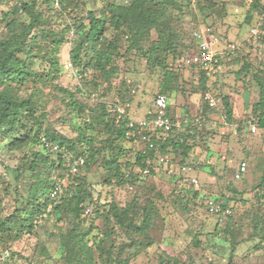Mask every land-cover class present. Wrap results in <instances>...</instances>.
I'll return each mask as SVG.
<instances>
[{
  "label": "rangeland",
  "instance_id": "374dc122",
  "mask_svg": "<svg viewBox=\"0 0 264 264\" xmlns=\"http://www.w3.org/2000/svg\"><path fill=\"white\" fill-rule=\"evenodd\" d=\"M15 1L0 0V19ZM129 1L63 0L64 8L61 11L49 12L47 29L53 35L48 40L55 35H62L65 39L59 52L61 73L55 79L44 82L29 80L16 89L22 98L33 96L38 106L37 116L41 112L46 113L45 119L41 120L42 130H55L69 139H75L78 126L83 128L84 119L95 111L111 109L117 103L128 110L133 101L138 103L134 108H139L144 113L143 117L151 109V102L160 91L162 70L158 65L148 64L135 49L126 53L124 33L112 27H108L104 33L108 39L117 40L121 53L115 59L118 73L111 78L109 91L106 83L97 78V73L89 70L80 75L69 61V50L78 36L75 30L78 23L87 24V11H101L107 2L127 4ZM213 1L215 6L207 16L199 14L193 5L194 8L184 5L185 12L177 14L179 20L172 25L178 31L177 50L175 55L168 54L165 59L167 68L176 77L177 85L173 93L167 94L170 114L174 121H187L189 126L173 130L169 137L177 140V135L183 130L189 134L187 139L191 147L187 158L180 161L179 151L175 153L170 145L165 155L169 158V164H173V172L169 173L168 167L162 165L158 173L144 177L135 185H114L112 188L104 182L108 170L105 161L112 159L115 153H111L102 143L107 135L101 132V126H95V140L89 145L94 160L81 170V175L93 189V197L100 199V215L95 217L94 214L97 232L104 231L105 227L108 229L105 217L109 201L123 207L135 197L138 206L154 205L147 235L134 236L137 241H142V245H130L131 239L118 226L111 233L108 246L112 244L116 248L123 245L122 252L118 255L114 253V257L126 259V264H264V207L255 196L256 186L264 173V133L248 134L244 127V119L258 98L252 73L264 68V20L258 25L264 0H258L260 6L251 12L250 18L247 17V10L253 0ZM38 6L44 8V0H38ZM53 7L58 10L59 4L54 3ZM253 26L258 29L256 35L249 32ZM5 33L2 21L0 38ZM156 36L152 31L149 41L156 39ZM201 40L207 42L217 56L216 72L207 83L220 99L222 95H228L234 107L231 122L226 120L221 106L212 110L204 108L205 90L201 89L200 68L195 62L200 54ZM148 44V41H144V48ZM232 44L235 48L228 51L227 45ZM245 63L250 64L249 70L237 76L235 73ZM31 66L40 72L47 64L39 57H31ZM81 76L90 84L88 90L84 88L79 93L77 89L83 80ZM94 79H97L96 86L91 83ZM55 86L73 91L84 106V112L66 107L67 98ZM19 134H23V131L3 134L0 142L4 137L10 140ZM40 135H44L42 131ZM117 144L124 151L118 159L120 162H133L135 155L143 149L138 141L124 140ZM45 148L49 159L56 160L58 150L46 145ZM28 151V148L8 150L7 147L0 150V249L8 246L14 251L9 261L0 264H25L26 258H34L35 264H62L58 232L71 227L68 218L53 211L37 229L18 238L12 222L7 220L14 209L26 201L30 172L23 171L16 176L15 169L23 165V156ZM240 161L246 162L247 171L241 179H234L233 173ZM183 165L190 168L187 173L181 171ZM56 176L58 169L52 173V180ZM191 177L196 179L195 184L190 183ZM188 189L196 191L197 196L186 202L181 195ZM210 196L218 197L225 205H233L232 214L220 221L207 212L203 203ZM88 205L91 212L93 205ZM256 215L259 217L256 218ZM108 224L109 227L114 226L113 221ZM194 238L198 241L197 245H194ZM41 245L46 251L42 254Z\"/></svg>",
  "mask_w": 264,
  "mask_h": 264
},
{
  "label": "trees",
  "instance_id": "16d2710c",
  "mask_svg": "<svg viewBox=\"0 0 264 264\" xmlns=\"http://www.w3.org/2000/svg\"><path fill=\"white\" fill-rule=\"evenodd\" d=\"M55 2L59 4L58 10L53 7ZM44 3L45 7L41 8L38 6V0H16L10 10L2 13L0 19V22L4 21L6 29L5 35L0 38V136L15 134L18 130L23 131V134L10 140L8 137H4L0 142V150L5 147L8 150L24 148L30 150L23 156V165L17 166L15 169L16 176L21 175L23 171L30 172L26 201L22 206L16 207L7 220L12 222L16 238L27 236L37 229L40 224L34 225V220L39 217L50 202L48 192L54 180L51 175L58 169V176L64 179L62 196L60 202L52 207V210L42 221L46 220L53 211H57L71 221V227L63 231L60 229L58 232L59 256L62 264H126V259L119 256L114 257V253L115 255L121 253L124 246L118 245L116 248L112 244L108 246L111 233H114L115 226H118L131 239L130 245H142V241H137L134 236L147 235L146 232L152 224L151 213L154 205L150 203V206L146 204L138 206V199L135 197L123 207L118 206L114 201H109L105 217L108 221L106 223L108 229L105 227L104 231L97 232L94 214L95 217L100 215L98 207L100 199L93 197V189H90L85 177L81 175V171L72 176L66 172L64 163L69 155L78 156L84 149L87 152V159L83 168H87V164L93 162L94 156L90 152L89 145L95 140L94 132H96L95 126L97 125H100L101 132L107 135L102 143L111 153H115L112 159L105 161L108 170L104 182L112 188L114 185H135L143 180L146 176H140V170L144 167L146 159L153 156V151H139L133 162L118 161L124 151L117 143L124 140L134 141V139L126 137V120L117 119L114 105L111 109L95 111L85 118V126L83 128L78 126V135L75 139H69L55 130L41 129V120L45 119L46 113L41 112L37 116L38 106L33 96L22 98L16 89L29 80L44 82L55 79L61 73L59 52L65 39L62 35H55L48 40L49 36L53 34L47 29L46 18L51 10L58 13L64 8L63 0H44ZM185 4L195 6L199 14L206 16L211 14L215 6L213 0H130L127 4L107 2L101 11L88 10L87 24L78 23L77 30H75L78 36L74 39L68 53L71 66L80 75H84L89 70L97 73V78L106 83L109 91L110 80L118 73L115 59L121 55L117 40L108 39L104 35L108 27H112L115 31L125 34L126 53L135 49L146 59L148 64L158 65L161 68L163 77L160 91L157 94L167 97L169 108L167 94L173 93L177 89V85L175 84L176 77L167 68L165 59L168 54L175 55L177 50L178 31L172 25L179 20L176 15L185 12ZM259 6V1L253 0L248 7L247 17L250 18L251 12ZM191 8L194 7L191 6ZM262 11H264V6L261 7ZM66 28L68 29V27ZM152 31L157 36L156 39L149 41ZM144 41L149 43L145 48ZM31 57L41 58L47 67L40 72L36 71L31 66ZM249 67L250 64L245 63L235 74L239 76L241 73L247 72ZM212 75L208 76L204 70L200 69L201 89L213 92L207 83ZM81 79L83 80L77 89L79 93H82L81 90L84 88L88 90L87 86L90 84V81L85 80L83 76ZM252 79L258 88V98L252 103L250 113L246 117L253 115L256 118L258 129L256 132H248V134L264 133V68L252 73ZM95 80L97 79L91 81L94 86L97 85ZM55 89L63 93L64 98H67L66 107H71L80 113L84 112V106L80 104L73 91L57 86ZM218 106H221L224 111L226 120L233 121L234 107H232L228 95H222L221 103L216 107H209L204 102L205 109H217ZM169 115L172 118L170 111ZM150 116L151 114L147 117ZM180 128L174 127L168 132L161 152L166 154L167 148L171 145V149L175 153L179 151L180 161H182L187 158L191 147L187 139L189 134H185V130H183L177 135V140L169 137V133ZM40 131L51 144L57 146L56 160L49 159L45 144L40 141ZM65 152H68L67 155L64 154ZM112 180L114 181L112 182ZM262 186H264V173L256 187ZM195 196H197L196 191L188 189L181 195V199L187 202ZM255 196L264 207V194ZM214 198L219 201L218 197ZM86 203L93 206L90 207L91 212L85 215L84 209L89 206ZM203 206L207 211L205 202ZM224 206L226 205L224 204ZM258 217L259 215H256V218ZM110 221H113V227H109ZM1 228L5 229L3 225ZM193 242L194 245L198 244L195 238ZM5 248L10 249L8 246ZM5 248H1L0 253ZM40 252L41 254L46 252L43 245L40 246ZM13 254L14 251L10 249L8 259L0 260V262L9 261ZM33 259L26 258L25 264H35L36 261Z\"/></svg>",
  "mask_w": 264,
  "mask_h": 264
},
{
  "label": "built area",
  "instance_id": "2783aa9c",
  "mask_svg": "<svg viewBox=\"0 0 264 264\" xmlns=\"http://www.w3.org/2000/svg\"><path fill=\"white\" fill-rule=\"evenodd\" d=\"M58 4L57 2H55ZM264 20V11L262 12V18L259 19L258 25H260ZM250 35H256L258 29L253 26L249 30ZM201 35H198L200 37ZM228 48V49H227ZM230 48V49H229ZM235 48L234 45H227L226 49L230 51ZM199 56L196 58L195 62L198 64L199 68L204 70L208 76L216 72L218 59L216 54L211 50L207 42L201 40L199 42ZM135 93V90L131 91ZM203 100L209 107H216L221 103V99L211 91H205L203 93ZM152 112L151 116H144L142 118L133 119L127 116L125 109L119 103L114 105V109L117 113V119H125V135L128 138H133L134 141L142 143V151H153V156L148 157L145 161L144 167L140 170V176H148L150 174H156L160 170V166L168 167L167 171L169 173L173 172V164H169V158L161 152V147L165 144L167 139V134L174 127L179 128L182 126H188L187 121L179 122L174 121L169 115L168 101L167 97L163 94H157L151 102ZM244 127L248 132H256L258 129L256 118L252 115L244 119ZM41 143L48 146L50 149L56 150L57 146L51 144L45 136H40ZM87 152L84 149L82 154L78 156L69 155L64 163L66 172L72 176L77 175L81 169L86 164ZM181 171L187 173L190 168L186 165L180 167ZM247 171V164L245 161H240L233 173L235 179H240ZM127 176V175H126ZM191 184L196 183V179L191 177ZM64 184V179L61 177H55L51 183V187L48 192L50 202L45 207L44 211L39 215L37 219L34 220V225H39L48 213L52 210V207L60 202L62 196V187ZM264 186L255 189V195H263ZM205 205L207 211L219 218L220 221L229 217L232 214L233 205H226L220 201H217L214 197L210 196L206 199ZM90 209L87 207L84 209V214H89ZM10 256V249L5 248L0 253V260L5 261Z\"/></svg>",
  "mask_w": 264,
  "mask_h": 264
},
{
  "label": "crops",
  "instance_id": "0c3cea01",
  "mask_svg": "<svg viewBox=\"0 0 264 264\" xmlns=\"http://www.w3.org/2000/svg\"><path fill=\"white\" fill-rule=\"evenodd\" d=\"M134 106H138V103L135 102V101H133L129 105L130 108L128 110L125 109V112H126L127 116L130 117V118H133V119L142 118L144 113H142L139 108L138 109L134 108ZM151 112H152V109H150L145 116L150 115Z\"/></svg>",
  "mask_w": 264,
  "mask_h": 264
}]
</instances>
